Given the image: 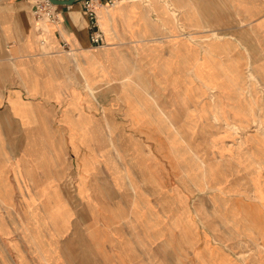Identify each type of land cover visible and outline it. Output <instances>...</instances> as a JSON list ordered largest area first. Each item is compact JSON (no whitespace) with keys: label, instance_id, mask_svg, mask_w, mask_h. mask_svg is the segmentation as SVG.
<instances>
[{"label":"crops","instance_id":"0c3cea01","mask_svg":"<svg viewBox=\"0 0 264 264\" xmlns=\"http://www.w3.org/2000/svg\"><path fill=\"white\" fill-rule=\"evenodd\" d=\"M42 1L0 0V207L42 223L21 235L0 212V264H242L190 210L179 159L198 160L179 155L177 137L194 141L197 121L223 125L216 102L226 121L255 125L259 87L249 84L251 110L241 82L264 79L253 65L264 57V0H117L98 6V46L82 0L57 6L47 31L34 14Z\"/></svg>","mask_w":264,"mask_h":264},{"label":"rangeland","instance_id":"374dc122","mask_svg":"<svg viewBox=\"0 0 264 264\" xmlns=\"http://www.w3.org/2000/svg\"><path fill=\"white\" fill-rule=\"evenodd\" d=\"M49 21L50 20L47 18L40 21L45 31L48 30L47 23ZM190 38L204 40L209 37L207 35H191ZM224 38L226 37L224 36ZM246 55L251 57L249 51L246 52ZM259 59L263 60L264 57L260 56ZM261 60L258 64L256 62V64L253 63V65L261 66L260 63L264 65V62H261ZM249 64H246V74L249 73ZM201 81H203L206 86H211L210 89L214 91L213 85L216 79H205ZM232 81L234 82V80ZM251 83H254V85ZM249 84H251L253 88L259 87V89H257L260 91L257 98L259 101V113L257 109L252 110L250 105L248 97V91L250 88ZM106 85L108 84L100 85L101 88L103 87L101 89L102 92L105 91L104 88H106ZM118 85H123V82ZM241 87V90H243L241 100H243L244 105L248 106V108L252 110V118L256 119L255 125L250 128L248 127L242 129L237 124L226 121L221 115V112L217 110L215 106V116L218 115V119L222 120L223 125H221L219 121L213 122L206 120L202 123H197L199 121L194 122L192 124V129H194L195 132L192 136L194 141L187 142L186 140L181 139V137H177V147L180 156L190 152V149L194 150L199 156H201L200 159L208 163V167L211 171L215 172L214 174L209 175L208 170V172H205L206 174L204 175V172L201 169L202 166L197 165V162H195L193 157L190 159H179L180 166H188L190 168V210H194L195 212L197 210L199 217H203L202 221L207 222L203 223V226H208V223H210L211 229L220 231L225 236L222 240L232 251H238L239 257L243 259L242 264H263L264 126L262 122L260 124L258 123L257 117L259 119L260 114L264 116V79L260 76H257L256 79L243 78ZM101 97L102 95H100V100ZM170 98L171 96L168 95L162 96L164 103H169ZM206 98L210 99V95H207ZM247 100L249 104L247 103ZM196 107L197 106H195V108ZM105 112L106 111L104 110V113ZM191 112L193 111H190V113ZM225 129L228 132H233L235 137L231 136V134L226 132ZM218 135L224 136L225 141L222 143L214 142L213 139ZM210 139H212L213 142H210ZM224 147L227 148V155L225 154L224 156V154H222L224 161L221 158H215L220 155V150ZM230 148L232 149L231 152ZM237 153H239L238 157L241 158L238 159L239 161L246 159L250 161V164L256 169L246 168L245 166L248 164L246 161L237 163V160L232 158L234 155L236 157ZM206 163H204V165H206ZM222 166L226 167L224 169V175L217 172V170H219ZM201 171L204 178L206 175H209L207 182V179H205V181H201L203 179V177L201 178L199 175ZM211 200H213L215 204H213ZM217 203L223 204L224 206H218L216 205ZM237 204H242V206H236ZM53 209L54 208H52V210ZM23 210V208L0 207V212L4 214L7 219L11 220V216H14L15 221H10L8 225L14 226L15 230H18L21 235H26L25 230L28 232H31L30 230H32L34 236H38L42 223L40 226L37 225V227H35L34 224L35 229L28 224H23L24 218H22L21 215L26 214ZM220 216H224L225 219L223 218L222 220ZM16 218H18V222L16 221ZM8 225L4 221L0 220L1 231L8 233ZM256 231L258 234L255 233ZM37 241L38 240H36V242Z\"/></svg>","mask_w":264,"mask_h":264},{"label":"built area","instance_id":"2783aa9c","mask_svg":"<svg viewBox=\"0 0 264 264\" xmlns=\"http://www.w3.org/2000/svg\"><path fill=\"white\" fill-rule=\"evenodd\" d=\"M82 2L90 22V40L96 46L102 45L105 43V35L99 23L97 8L98 6H114L117 3V0H82ZM34 14L38 21H41L44 18L52 21L58 19L56 8H54L52 3L47 0L36 5ZM40 30L43 34L42 26H40ZM42 41L45 42V39L43 38Z\"/></svg>","mask_w":264,"mask_h":264},{"label":"bare ground","instance_id":"6f19581e","mask_svg":"<svg viewBox=\"0 0 264 264\" xmlns=\"http://www.w3.org/2000/svg\"><path fill=\"white\" fill-rule=\"evenodd\" d=\"M47 1H49V0H47ZM52 5L54 6V8H57V6H60V5H56V4H53L52 3ZM56 5V6H55ZM98 9V8H97ZM50 21H52V20H50ZM53 22H55V21H53ZM231 71V70H230ZM245 99V98H244ZM215 106H216V109L217 110H219L220 111V106L218 105V103L216 102V104H215ZM168 115V114H167ZM216 118H218V115H216L215 116ZM243 139H245V138H243ZM231 148H230V152H231ZM195 154H196V156H197V160L199 161V164L200 163H202V164H204L205 162L202 160V159H200V157H199V155L195 152ZM198 161H195V162H197L198 163ZM207 165V164H206ZM185 168V167H184ZM208 170H209V168H208V165L206 166V169H205V172H208ZM248 218V217H247ZM262 235H263V233H262ZM251 241V240H250ZM256 244V243H255ZM254 244V245H255ZM261 244V243H260ZM256 246V245H255ZM262 247V246H261ZM257 249V248H256Z\"/></svg>","mask_w":264,"mask_h":264},{"label":"water","instance_id":"95a60500","mask_svg":"<svg viewBox=\"0 0 264 264\" xmlns=\"http://www.w3.org/2000/svg\"><path fill=\"white\" fill-rule=\"evenodd\" d=\"M49 1L56 5H71V4H74L78 0H49Z\"/></svg>","mask_w":264,"mask_h":264}]
</instances>
